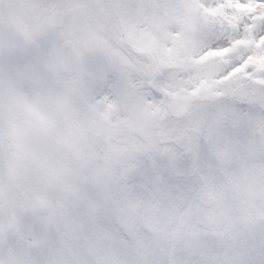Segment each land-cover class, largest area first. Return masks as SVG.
Here are the masks:
<instances>
[{"label":"snow or ice","instance_id":"obj_1","mask_svg":"<svg viewBox=\"0 0 264 264\" xmlns=\"http://www.w3.org/2000/svg\"><path fill=\"white\" fill-rule=\"evenodd\" d=\"M0 264H264V0H0Z\"/></svg>","mask_w":264,"mask_h":264}]
</instances>
